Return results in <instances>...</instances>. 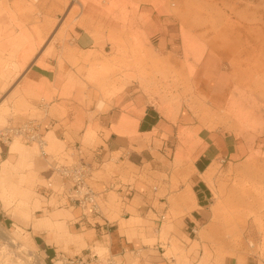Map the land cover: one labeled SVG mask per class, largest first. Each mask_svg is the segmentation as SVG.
<instances>
[{
  "label": "rangeland",
  "instance_id": "1",
  "mask_svg": "<svg viewBox=\"0 0 264 264\" xmlns=\"http://www.w3.org/2000/svg\"><path fill=\"white\" fill-rule=\"evenodd\" d=\"M65 1L51 0L49 4L56 3L55 8L64 11L47 17L45 8H37L32 0H0V131L29 123L36 129L55 130L60 123L76 131L78 141L71 133L66 135L73 146L82 143L95 149L115 143L117 149H128L127 159L134 163L141 162L139 153L144 171L126 161L113 172L125 175L123 168H128L150 190L167 183L176 192L170 199L174 212L167 217L171 230L166 232L176 237L168 246L165 231L161 236L166 257L175 259L173 264H264V115L244 110L264 108V63L258 62L261 67H257L249 60L256 48L253 43L249 47L236 35L235 39L213 37V29L242 31V23L264 16V6L259 0H203L190 11L179 12L171 0H88L97 14L115 23L113 31L98 24V33L90 35L69 24L72 7L65 9ZM142 3L152 6L156 14L142 11ZM83 15L79 11V20ZM44 16L53 26L39 36L35 27L43 26ZM156 19L173 22L162 30L150 29L149 22ZM94 35L105 45L96 46ZM214 45L237 53L225 56L216 67L218 77L232 87L233 104L228 109L214 108L188 87L201 74L210 77L211 69L203 70L201 62L210 54L220 56L211 53ZM66 49L77 54L75 61L65 58ZM65 67L75 73L80 67L84 70L72 78L64 74ZM162 107L167 114L160 111ZM147 108L156 109L163 120L153 134L116 133L122 120H137ZM200 120L206 121L201 130ZM16 141L23 148L11 151ZM44 141L49 159L23 137L0 142V170L4 162L8 166L5 197L0 193V264H66L62 254L74 258L88 249L65 235L72 215L44 211L48 204L40 192L51 188L49 164L74 161L66 143L53 134ZM203 155L213 158L206 161L212 166L201 177L211 196L198 210L196 231H179L178 227H186L184 216L194 210L190 180L198 174L195 162ZM210 172L208 181L204 177ZM23 198L28 201L25 207ZM35 223L40 224L37 231ZM140 224L147 227L140 234L149 232L156 238V226L138 217L128 224L134 236ZM47 244L56 250L57 259L46 255ZM89 248L101 257L108 253L98 245Z\"/></svg>",
  "mask_w": 264,
  "mask_h": 264
},
{
  "label": "crops",
  "instance_id": "2",
  "mask_svg": "<svg viewBox=\"0 0 264 264\" xmlns=\"http://www.w3.org/2000/svg\"><path fill=\"white\" fill-rule=\"evenodd\" d=\"M201 2L203 0H171V4L177 7L179 12H183L185 9L190 11L191 7L201 4ZM140 7H142V11L143 9H147L151 10L154 15L156 14L153 7L149 4L142 3ZM218 48L219 45H214L211 48V53L216 55L220 54L221 50H218ZM209 72L210 77L211 75L214 78L218 77L216 70H210ZM32 77L36 78L35 75ZM210 77L207 78L206 75H202L200 78L209 80ZM162 122V117L156 109L147 108L139 120L137 132L141 136L153 134L161 126ZM58 125L55 130H50L48 126H40L38 131L43 138L53 134L58 141L66 143L67 154L74 161L61 166H73L83 163L90 168L88 182L97 192V201L99 203V212L92 214L89 210L82 209L71 202L69 200V196L72 193L71 183L63 180L55 172V174L52 172L53 176L48 180L51 183V188L40 192V196L48 204L44 211L51 213L53 210H58L59 212L66 213V215H72V218L66 222L68 227L67 231L70 233L71 240H74V242L77 240L75 243H84L88 246V249L82 251L81 256L70 258L62 254L61 257L66 261V264L76 260L78 257H89L90 255L98 257L100 264H173L175 259L174 257H166L165 244L161 240L164 231V237H169V239L166 238L169 243L168 246H170L172 239L176 237V233L174 234V232L166 233L170 229V224H167V217H171L174 212L170 199L177 195L172 190V186L166 183L161 188L158 187L150 190L147 184L143 183L140 178L141 176L133 175L128 168H123V170L128 172L125 175L114 173L113 171L126 163V161L138 167L141 173L145 169L142 166L144 162L143 156L137 153L138 156H141V162H130L127 159L128 149H117L115 143H110L107 147L99 146L95 149L86 148L82 143L78 146L76 144L73 146V143L66 138V135L71 133L73 141H78L75 134L76 131L73 129L69 131L60 123ZM159 136H162V133ZM121 150L123 152L122 155L116 157L115 154L120 153ZM131 153L130 151V155ZM49 157L47 156L45 158L49 159ZM212 159V157L203 155L195 162V168L198 174H194L190 180L194 210L184 216L186 227L182 229L178 227L179 231L182 230L184 232V229H188L187 231L192 230V232L196 231L195 221L196 215L199 214L198 210L205 207V203L208 201L209 196H211V190L202 178L210 166H212V162L207 165L206 161H212ZM60 164L58 162H55V164L50 163V170L53 171L52 168ZM169 171L167 180L171 183L173 171ZM54 177H57V179L53 180ZM51 201L54 203L52 206L49 205ZM134 217L153 223L156 226V230H154L156 238H153L149 232H146L145 235L140 234L141 230H147V227H142L141 224L135 227V234L137 235L134 236V233H132L133 229L128 226ZM163 217H165V220ZM165 225L168 227L165 228ZM188 235L190 236V234ZM70 237L68 236V238ZM36 238L42 240L40 236ZM153 240L156 241L154 244L146 243L152 242ZM97 245L104 247L108 251L106 256L101 257L93 253V251H89V247H95ZM46 247V255L49 258L57 259L58 254L56 250L48 244ZM86 250H88L87 253L83 254Z\"/></svg>",
  "mask_w": 264,
  "mask_h": 264
},
{
  "label": "bare ground",
  "instance_id": "3",
  "mask_svg": "<svg viewBox=\"0 0 264 264\" xmlns=\"http://www.w3.org/2000/svg\"><path fill=\"white\" fill-rule=\"evenodd\" d=\"M51 0H32V3L34 6H36L37 8H45L46 11V15L47 17H50L54 12H62L61 10L63 9H59V8H55V4L50 3ZM108 1V0H107ZM44 2H46V4L44 5ZM36 4V5H35ZM259 4L264 6V0H259ZM69 6L72 7V11L70 13V17H69V24H72L73 26H78L83 28L88 34H94L98 33V31H96V27L98 24H103V26L107 29H109L110 31L114 30L115 27V23L110 20V19H106L102 16H100L99 14H97L98 10L96 9V7L92 4V5H88V0H66L64 2V8H68ZM80 8V9H79ZM64 11V10H63ZM79 11H83V16H85L84 18H78L79 15ZM264 15V14H263ZM82 16V17H83ZM43 26H36L35 27V31L37 34H40L46 30L48 27H52L53 26V22H51L49 19H47L45 16L43 18ZM171 22H173L171 19L169 20H164V22L160 19H157L156 21H151V23L149 22V26L150 29H156V28H160L164 25H168ZM72 26V28H73ZM127 27V26H125ZM241 28H243L242 31H233V32H228V31H224V30H216L213 29L214 31V38H234L236 36L240 37V38H236V40H245L247 42V45L249 47H251V43H253V45L256 47L255 50L253 49L254 53L250 54L249 53V60L251 62H256V63H260L263 65L264 63V16L260 17L259 19H254L251 21H248V23H242ZM161 30L164 28H160ZM95 36V45L96 46H102L103 44L100 43V37H98L97 35ZM235 39V38H234ZM104 41V40H103ZM106 42V41H104ZM122 43L121 40H118V44ZM105 45V44H104ZM103 45V46H104ZM244 45H242L243 47ZM119 48H121L120 45H118ZM232 48V46H231ZM236 46L235 44L233 45L232 49H235ZM246 48V47H244ZM218 50H221L220 56L217 57L215 55L210 54L208 57H205V59L201 62L202 66L204 67L203 70L205 69H211L212 71L216 70V74L219 75L220 74V70L219 68H216L218 66V63L221 62L225 59V56L227 57H234V55H237V53L235 52H231L229 50H227L224 46H221L218 48ZM65 58L68 59L70 62L75 61L77 54L69 49H66L65 51ZM245 62V60H244ZM257 64V67H261L260 64ZM84 67H80L78 69H76L77 73H81L83 72ZM68 71V72H67ZM75 72H72L70 69L68 68H64V74L66 76L69 77H75V75L77 74ZM207 73V72H206ZM202 76V74H201ZM200 76V77H201ZM199 76L192 82L188 84L189 89L191 88V92L194 93V95H198V97L202 96L205 100H207L214 108L216 109H222L223 107H225L226 109H228V107H232L233 102L231 103V98H229L230 95V90H231V85L228 84L224 79L223 76L218 77V78H214L213 75H211L209 80H205V79H201ZM175 81H173L172 84V88L175 89L176 87ZM249 86H251V82L248 84ZM189 89L187 91H189ZM167 90V89H166ZM169 90V89H168ZM178 93V91L176 92ZM244 110H249V112L254 113V114H258V115H264V108H255L253 106H250L249 108L245 107ZM160 111H162L163 114H167V109H165L164 107H162L160 109ZM144 114L142 113L139 116V119L134 120V119H125L122 120V122L118 125V127L116 128V133L119 136H124V137H128L131 136L133 133L137 132L138 129V124H139V120L140 117H142ZM200 129H202V127L206 124V121L200 120ZM23 147L22 145L16 141L14 144H12L11 147V151H19L21 150ZM29 153V152H28ZM210 170V168L207 170V172ZM7 171H8V166H7V162H4L3 168L0 170V190L2 193L1 195H3V197H5L6 194V190H5V184H6V176H7ZM206 172V173H207ZM212 172H210L208 174L207 177H204L206 180L210 181ZM27 200L25 198H23V202L22 205L23 207L27 206ZM42 223V222H41ZM40 224L35 223L34 224V229L37 231L40 226ZM17 236H19V234L16 233ZM65 235L68 237H70V233L68 231H66ZM20 237V236H19ZM18 237H16L15 239H17ZM71 238V237H70ZM18 240V239H17ZM77 240H75L76 242ZM9 243L11 245H13L14 247H19V243H17L16 241H9ZM28 244L29 245H33V247L37 248V245L35 244V242L32 240H28ZM57 264H60V262H57Z\"/></svg>",
  "mask_w": 264,
  "mask_h": 264
},
{
  "label": "built area",
  "instance_id": "4",
  "mask_svg": "<svg viewBox=\"0 0 264 264\" xmlns=\"http://www.w3.org/2000/svg\"><path fill=\"white\" fill-rule=\"evenodd\" d=\"M14 137H23L27 143L37 144L41 155L47 157L46 152V141L40 135L38 129H36L32 123H29L23 127L19 128H7L0 131V142L7 144ZM59 177L63 180L70 182L72 185V193L69 196V200L75 203L82 209L89 210L90 213L99 212V203L97 201V192L88 182L90 178V168L86 164H78L73 166H61L55 165L53 168ZM165 220V217H163ZM68 264H100L99 258L90 255L89 257L77 258L74 261L69 262Z\"/></svg>",
  "mask_w": 264,
  "mask_h": 264
}]
</instances>
